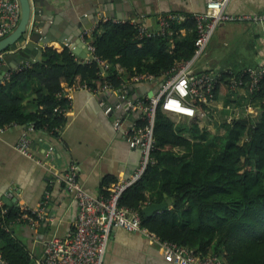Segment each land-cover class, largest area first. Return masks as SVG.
Masks as SVG:
<instances>
[{"label": "trees", "instance_id": "obj_1", "mask_svg": "<svg viewBox=\"0 0 264 264\" xmlns=\"http://www.w3.org/2000/svg\"><path fill=\"white\" fill-rule=\"evenodd\" d=\"M187 16L155 37H140L129 20L99 21L85 38L95 55L109 63L105 73L96 59H81L67 44L62 50L46 46L39 62L0 81V128L33 125L59 138L67 121L63 110L70 106V100L59 95L65 87L97 90L111 84L123 89L141 74L166 79L178 62L194 54L196 22ZM229 80L222 74L213 90L212 104L224 98L228 106L221 110L223 133L201 128L196 119L176 122L158 106L154 162L123 193L120 205L139 210L143 226L161 239L197 254L219 256L225 264H264V75L247 97L234 95ZM246 102L253 106L252 113L246 112ZM166 197L171 206L145 215V205ZM25 214L36 218L18 203L0 206V254L9 264L36 262L17 232L18 224H29Z\"/></svg>", "mask_w": 264, "mask_h": 264}, {"label": "crops", "instance_id": "obj_2", "mask_svg": "<svg viewBox=\"0 0 264 264\" xmlns=\"http://www.w3.org/2000/svg\"><path fill=\"white\" fill-rule=\"evenodd\" d=\"M46 1L54 10L53 15L58 18L60 33L68 37L64 41L55 38L45 44L44 48L54 46L59 50H62L65 44L70 46L67 41L74 37L79 23H92L96 15H100L99 11L104 14L107 12L115 14L114 17L104 16L99 21L105 18L119 21L138 19L156 27L161 14L178 13L187 16L203 13L206 9V0H118L108 4L105 9L97 0ZM134 3H140L143 10L141 13L135 11ZM228 11L235 14H264V0H230ZM99 21L86 32L91 33ZM216 33L222 45H228L229 42L237 43L246 36L247 50L242 49L243 51L237 53L239 59L234 57L219 61L210 48V41L204 56L196 65L197 71L217 68L241 72L250 67H257L263 62L264 24L222 22L214 35ZM14 49L13 47L11 50ZM162 83L161 78L132 80L124 86L126 98H123L120 92L95 93L89 87L75 90L71 106L66 112V124L61 129L59 138L42 131H28L25 125L20 124L9 125L0 131V206L7 204L6 200L9 199L31 211L39 207V203L47 194L49 195L45 207L47 216L45 223L38 227L30 224L17 225L20 238L36 259L43 255L47 239L52 236L67 237L74 230L78 203L62 181L71 162L79 165L80 180L84 188L93 195L110 192L116 182L132 176L140 163L141 152L132 146L126 135L133 127L142 123V115L136 108L127 109V102L130 98L135 100L140 96L156 94ZM235 94L247 97L244 91ZM107 105L113 107L110 113L105 112ZM224 106L228 108L222 98L213 105L209 115L187 118L196 119L201 128L207 127L212 133L218 131L223 133L224 130L220 128L221 119L217 120L216 114L221 113ZM172 117L176 122L186 121L176 116ZM209 117L210 120H207ZM117 120H120V127L115 125ZM24 132L31 136L33 158L15 148ZM50 145L55 147L54 157L47 156ZM42 225L47 230L41 235ZM104 264L171 263L165 261L164 251L157 242L141 232L115 228L108 243Z\"/></svg>", "mask_w": 264, "mask_h": 264}, {"label": "built area", "instance_id": "obj_3", "mask_svg": "<svg viewBox=\"0 0 264 264\" xmlns=\"http://www.w3.org/2000/svg\"><path fill=\"white\" fill-rule=\"evenodd\" d=\"M230 0H206V9L203 13L192 15L196 22L197 37L195 39V50L191 58L178 62L172 69V73L166 79L161 78L163 83L156 94L140 96L135 100L129 99L127 109L136 108L141 112L142 123L133 127L126 137L133 147L140 149V163L132 176L116 182L108 195H93L84 188L79 177V165L71 162L62 177L66 189L71 192L78 203V216L74 223V230L67 237L52 236L46 241L43 255L36 259L37 264H104L105 254L113 229L124 228L127 231L141 232L151 240L157 242L164 251L165 261L171 264H225L223 258L216 255L197 254L194 250L161 239L158 235L145 228L142 224V217L137 209L120 205L123 193L133 184L138 182L149 165L153 163L152 152L155 149L156 139L154 135L156 112L160 105L170 116L185 115L190 118L204 117L210 114L213 107L216 83L222 74L230 76V91L235 94L238 91L253 92L260 79L264 75V60L257 67H250L241 73H236L230 69H212L197 71L196 65L214 35L218 25L222 22H249L264 24V14H235L228 11ZM188 16L178 13H165L158 17L157 26H149L138 19L129 20L138 28L140 37H155L164 35L171 24L175 21H184ZM21 18V4L19 0H0V40L12 33L18 26ZM118 22L119 20L114 19ZM85 31L82 38L93 54L92 59H96L101 67V72L105 73L109 68V63L94 53L93 46L86 40ZM264 40V33H263ZM85 59V60H92ZM25 62V63H24ZM21 62L16 69L6 71L0 81L10 79L12 71L31 64L29 61ZM6 64L4 53H0V74L2 66ZM247 75L248 83L244 80ZM158 79L152 74H141L132 80L144 81ZM82 86H67L59 95H65L70 100L73 92ZM95 93L120 92L126 98V87L114 89L111 84H106L103 88L93 90ZM197 103L205 104L208 109H204ZM70 106L65 110L67 112ZM253 106L246 104L247 113L253 112ZM113 107L106 106L105 112L110 113ZM12 125V124H10ZM120 127V120L115 122ZM7 126L1 127L3 131ZM28 131H36L33 125L26 126ZM32 139L28 132H24L15 148L28 157H34L31 150ZM55 147L50 145L47 156L54 157ZM49 195L39 203V207L30 212L36 218L25 214L24 218L33 227L40 225V220L46 219V204ZM6 211V210H5ZM37 218L39 220H37ZM0 264H9L0 254Z\"/></svg>", "mask_w": 264, "mask_h": 264}, {"label": "water", "instance_id": "obj_4", "mask_svg": "<svg viewBox=\"0 0 264 264\" xmlns=\"http://www.w3.org/2000/svg\"><path fill=\"white\" fill-rule=\"evenodd\" d=\"M21 4V18L18 26L8 36L0 40V53H4V59L7 61L2 66L0 78L6 71L16 69L21 62L29 61L31 63L39 62L42 59L45 44L51 40L64 41L68 35L60 33L57 25V16L53 15L51 7L46 0H19ZM118 0H97L99 5L105 9L108 4ZM136 12L141 13V5L134 3ZM96 15L92 23H79L78 29L74 33L72 39H68L67 43L75 55L81 59H92L93 54L90 52L88 45L81 38V35L88 29L93 27L96 21L102 17H114V13H102ZM14 50H11L12 48ZM109 95V94H108ZM131 100H134L130 98ZM7 205L13 204V200L7 199ZM172 205V200L166 197L165 201L160 203H151L143 207V212L147 217L167 209ZM47 229L42 225L40 228L41 235Z\"/></svg>", "mask_w": 264, "mask_h": 264}, {"label": "rangeland", "instance_id": "obj_5", "mask_svg": "<svg viewBox=\"0 0 264 264\" xmlns=\"http://www.w3.org/2000/svg\"><path fill=\"white\" fill-rule=\"evenodd\" d=\"M211 43H213L212 46H211ZM211 43H210V48L214 52V55L217 56V59L219 61H226L227 58L232 59L234 57L239 59L240 57L237 53L239 51H243V50L246 51L247 45H248L246 36L244 38L240 39V41L237 43L236 42H229L228 45H222L221 40H219V35L217 33L214 36H212ZM244 53H246V52H244ZM198 63H197V65H198ZM216 115L218 116V119H222L220 112H217ZM176 117L182 118V120H187V121L189 120L187 118V116L185 117V115H177ZM210 118L211 117H209L207 120H210ZM211 122L213 123V121H211Z\"/></svg>", "mask_w": 264, "mask_h": 264}]
</instances>
